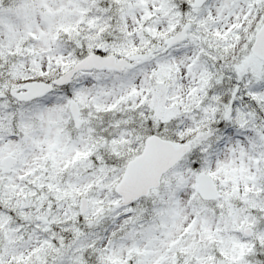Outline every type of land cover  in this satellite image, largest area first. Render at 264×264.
Segmentation results:
<instances>
[{"label": "snow or ice", "instance_id": "6c2138e0", "mask_svg": "<svg viewBox=\"0 0 264 264\" xmlns=\"http://www.w3.org/2000/svg\"><path fill=\"white\" fill-rule=\"evenodd\" d=\"M0 264H264V0H0Z\"/></svg>", "mask_w": 264, "mask_h": 264}]
</instances>
